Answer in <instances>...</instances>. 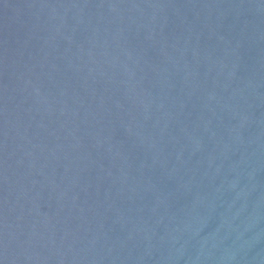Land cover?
<instances>
[{"label": "water", "instance_id": "water-1", "mask_svg": "<svg viewBox=\"0 0 264 264\" xmlns=\"http://www.w3.org/2000/svg\"><path fill=\"white\" fill-rule=\"evenodd\" d=\"M0 264H264V0H0Z\"/></svg>", "mask_w": 264, "mask_h": 264}]
</instances>
